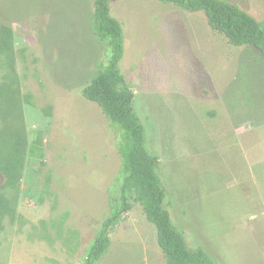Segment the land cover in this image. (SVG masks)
<instances>
[{"label":"rangeland","instance_id":"rangeland-1","mask_svg":"<svg viewBox=\"0 0 264 264\" xmlns=\"http://www.w3.org/2000/svg\"><path fill=\"white\" fill-rule=\"evenodd\" d=\"M226 1L264 23V0ZM109 8L173 223L217 264H264V56L229 44L202 11ZM93 24L92 0H0V85L18 89L27 143L15 184L0 170L15 211L0 218V264H80L119 198L123 131L81 93L109 54ZM129 201L96 264H168Z\"/></svg>","mask_w":264,"mask_h":264},{"label":"trees","instance_id":"trees-1","mask_svg":"<svg viewBox=\"0 0 264 264\" xmlns=\"http://www.w3.org/2000/svg\"><path fill=\"white\" fill-rule=\"evenodd\" d=\"M111 0H92L93 33L107 40L109 54L105 65L82 88V95L99 105L109 120L124 134L121 146L119 198L103 220L87 255L80 264H96L109 246L108 230L121 214L131 209L129 198L139 202L146 219L154 226L156 242L168 264H217L201 246H190L182 230L172 221L165 206L166 192L156 173L157 158L145 144V127L133 106L134 93L119 69L123 55V34L120 22L110 15ZM189 12L202 11L209 26L221 33L233 46L250 45L264 56V23L257 21L236 4L226 0H159ZM10 84L0 85V118L14 116L19 126L5 124L0 133V170L6 183L15 184L22 174L26 137L22 121L20 96ZM14 201L0 199V218L14 216Z\"/></svg>","mask_w":264,"mask_h":264},{"label":"crops","instance_id":"crops-1","mask_svg":"<svg viewBox=\"0 0 264 264\" xmlns=\"http://www.w3.org/2000/svg\"><path fill=\"white\" fill-rule=\"evenodd\" d=\"M124 49V48H123ZM123 54H124V50H123ZM123 56V55H122ZM126 79V78H125ZM127 80V79H126ZM128 82V81H127ZM213 88V89H212ZM211 92H210V94H212L211 96H213L214 95V86H212L211 85V90H210ZM213 92V93H212ZM134 93V92H133ZM195 94H197V95H199V93H198V90L197 91H195ZM201 95V94H200ZM135 96V95H134ZM195 99H198V98H196L195 97ZM203 99V98H202ZM133 101H134V97H133Z\"/></svg>","mask_w":264,"mask_h":264}]
</instances>
